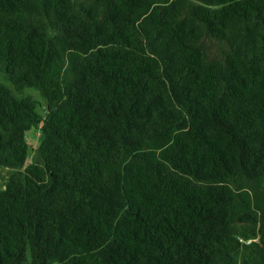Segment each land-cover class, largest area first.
Wrapping results in <instances>:
<instances>
[{
	"label": "trees",
	"instance_id": "16d2710c",
	"mask_svg": "<svg viewBox=\"0 0 264 264\" xmlns=\"http://www.w3.org/2000/svg\"><path fill=\"white\" fill-rule=\"evenodd\" d=\"M1 168L0 264H264V0H0Z\"/></svg>",
	"mask_w": 264,
	"mask_h": 264
},
{
	"label": "rangeland",
	"instance_id": "374dc122",
	"mask_svg": "<svg viewBox=\"0 0 264 264\" xmlns=\"http://www.w3.org/2000/svg\"><path fill=\"white\" fill-rule=\"evenodd\" d=\"M24 94H31L34 96V98L39 102V110L42 114H45V101L39 94L37 90L29 89L25 90ZM28 143L30 145V156L28 158V163L35 160L37 156V150L41 141V132L37 128H33L32 130L28 131L26 134ZM10 171L6 168H1L0 170V181H1V187L4 189L6 187L8 178H9Z\"/></svg>",
	"mask_w": 264,
	"mask_h": 264
},
{
	"label": "water",
	"instance_id": "95a60500",
	"mask_svg": "<svg viewBox=\"0 0 264 264\" xmlns=\"http://www.w3.org/2000/svg\"><path fill=\"white\" fill-rule=\"evenodd\" d=\"M37 160H38V162H41L42 164H44V161H43L42 154H41L40 150H38V153H37Z\"/></svg>",
	"mask_w": 264,
	"mask_h": 264
}]
</instances>
